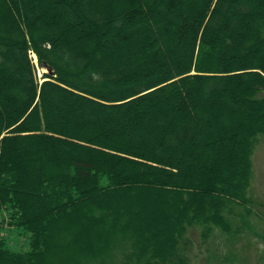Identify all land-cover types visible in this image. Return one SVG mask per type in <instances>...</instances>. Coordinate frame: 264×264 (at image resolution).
I'll return each mask as SVG.
<instances>
[{"label":"trees","instance_id":"trees-1","mask_svg":"<svg viewBox=\"0 0 264 264\" xmlns=\"http://www.w3.org/2000/svg\"><path fill=\"white\" fill-rule=\"evenodd\" d=\"M261 134L264 0H0V264L246 226Z\"/></svg>","mask_w":264,"mask_h":264},{"label":"rangeland","instance_id":"rangeland-1","mask_svg":"<svg viewBox=\"0 0 264 264\" xmlns=\"http://www.w3.org/2000/svg\"><path fill=\"white\" fill-rule=\"evenodd\" d=\"M33 62L36 76L40 78L41 73L46 70L37 66L36 58H33ZM251 162L252 173L247 197L254 214L245 217L247 225L234 216L230 220L229 232L212 227L207 238L201 236L200 225L190 226L185 237L177 245V256L167 264H178L179 258L184 264H264V134L256 136L253 140ZM241 210L236 208L235 212ZM237 229L239 232H235ZM1 232L12 249L22 248L23 240L17 238L11 230L4 228ZM130 251L134 249L130 244H125L123 248L115 249L113 257H106L104 262L95 261L92 264L144 263ZM90 263L89 261L84 264Z\"/></svg>","mask_w":264,"mask_h":264}]
</instances>
